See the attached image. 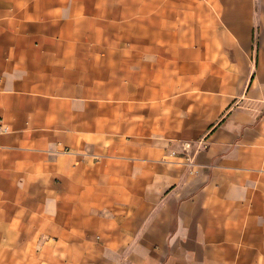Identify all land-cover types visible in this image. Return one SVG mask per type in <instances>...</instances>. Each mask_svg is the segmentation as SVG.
<instances>
[{
  "label": "crops",
  "instance_id": "obj_1",
  "mask_svg": "<svg viewBox=\"0 0 264 264\" xmlns=\"http://www.w3.org/2000/svg\"><path fill=\"white\" fill-rule=\"evenodd\" d=\"M212 8L220 57L211 43L207 68L145 65V112L131 113L122 133L112 114L114 197L144 207L141 221L129 216L113 228L128 264H264V0H208ZM103 26L87 0H0V255L17 249L28 224L38 233L41 170H55L61 133L82 135L105 72L118 80L120 66L83 64L97 53L91 38L102 41ZM135 80L127 82L134 100ZM121 136H129L124 152L115 145ZM7 185L29 186L23 215Z\"/></svg>",
  "mask_w": 264,
  "mask_h": 264
},
{
  "label": "rangeland",
  "instance_id": "obj_2",
  "mask_svg": "<svg viewBox=\"0 0 264 264\" xmlns=\"http://www.w3.org/2000/svg\"><path fill=\"white\" fill-rule=\"evenodd\" d=\"M87 4L93 6L94 13L103 15L104 37L100 41L87 36L97 45V53L85 57L83 64L87 68L95 63L104 68L120 66L119 76L114 74L118 80L112 83L111 72L108 75L105 72L104 79L108 82L102 93L98 85L93 87V95L101 98L87 106L81 136L74 135L80 131L66 138L61 133L55 170H41V180L45 184L34 185V191L40 196L38 233L31 234V224H28L29 232L23 233L16 250L8 256L0 255V264L133 262V259H127L126 252L114 247L117 240L113 228H125L124 222L129 216L135 222L141 221L144 207L137 206L136 201H118L114 197L111 185L112 114H120L122 133L123 128L128 132L131 113L145 112V102L140 99V94H144L145 65L146 68H207L209 44L212 43V53L217 59L223 51V42L217 39L222 26L209 24V12L213 15L215 11L208 9V0H87ZM150 17L151 29L145 25V19L149 21ZM134 78L136 100L133 91L129 95L127 88L128 80ZM182 91L179 88L167 90L171 92L170 96ZM155 92L160 94V89ZM117 95H120L119 101H113L112 96ZM129 96L132 99L129 100ZM147 121L151 126L152 119L147 118ZM73 122L78 126L79 121L73 119ZM177 122L173 118V123L178 125ZM162 125L164 128L166 122ZM168 127L164 131H178V128ZM156 131L158 145L167 147L161 143V131L153 128V132ZM128 137L116 139V148L126 151ZM170 143L178 144L172 140ZM63 154L68 155L67 159ZM120 159L126 162L130 157L125 155ZM100 160L102 167L97 164ZM155 161L161 162V159ZM123 167L127 169L126 165ZM28 187L5 186L6 193L15 201L18 215L25 213Z\"/></svg>",
  "mask_w": 264,
  "mask_h": 264
}]
</instances>
